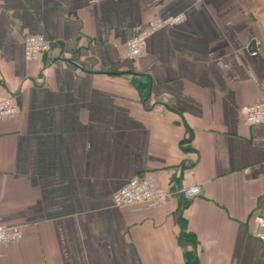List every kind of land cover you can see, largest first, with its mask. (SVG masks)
Masks as SVG:
<instances>
[{
    "label": "crops",
    "instance_id": "1",
    "mask_svg": "<svg viewBox=\"0 0 264 264\" xmlns=\"http://www.w3.org/2000/svg\"><path fill=\"white\" fill-rule=\"evenodd\" d=\"M141 58L126 44L153 18ZM53 47L26 62L23 39ZM0 264H264V0H0ZM170 194L115 208L132 179ZM200 195L185 202L182 188Z\"/></svg>",
    "mask_w": 264,
    "mask_h": 264
},
{
    "label": "built area",
    "instance_id": "2",
    "mask_svg": "<svg viewBox=\"0 0 264 264\" xmlns=\"http://www.w3.org/2000/svg\"><path fill=\"white\" fill-rule=\"evenodd\" d=\"M184 21V15L167 19L153 18L143 28L137 30L134 37L126 44V56L137 60L144 54L147 39L155 32L178 26ZM52 45L39 36L31 35L23 39V53L26 62L36 61L40 56L50 51ZM19 114L15 100L8 95L0 94V121L13 119ZM243 124L247 127L264 125V102L244 106L241 109ZM181 198L187 202L200 195L198 186L182 188ZM170 194L157 190L149 179L135 178L129 181L113 196L115 208L138 207L154 211L164 206ZM255 229L253 237L264 243V218L254 216ZM22 241V230L18 226L0 225V247L17 244Z\"/></svg>",
    "mask_w": 264,
    "mask_h": 264
},
{
    "label": "trees",
    "instance_id": "3",
    "mask_svg": "<svg viewBox=\"0 0 264 264\" xmlns=\"http://www.w3.org/2000/svg\"><path fill=\"white\" fill-rule=\"evenodd\" d=\"M187 264H197V257L194 252L186 254Z\"/></svg>",
    "mask_w": 264,
    "mask_h": 264
},
{
    "label": "water",
    "instance_id": "4",
    "mask_svg": "<svg viewBox=\"0 0 264 264\" xmlns=\"http://www.w3.org/2000/svg\"><path fill=\"white\" fill-rule=\"evenodd\" d=\"M53 47V46H52Z\"/></svg>",
    "mask_w": 264,
    "mask_h": 264
}]
</instances>
